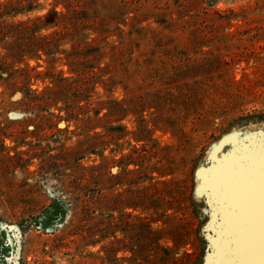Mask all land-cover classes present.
Listing matches in <instances>:
<instances>
[{
  "label": "rangeland",
  "instance_id": "obj_1",
  "mask_svg": "<svg viewBox=\"0 0 264 264\" xmlns=\"http://www.w3.org/2000/svg\"><path fill=\"white\" fill-rule=\"evenodd\" d=\"M0 3V264H264V0H98L105 54Z\"/></svg>",
  "mask_w": 264,
  "mask_h": 264
},
{
  "label": "trees",
  "instance_id": "obj_2",
  "mask_svg": "<svg viewBox=\"0 0 264 264\" xmlns=\"http://www.w3.org/2000/svg\"><path fill=\"white\" fill-rule=\"evenodd\" d=\"M16 1L22 3L23 0H16ZM25 1H27L28 4L26 6H22L21 8L17 6L16 11L21 10L23 8L27 10L33 9L35 0H25ZM55 1H57L58 3H62L66 11L54 10L45 15L43 14L37 15L34 18H30L26 21L21 20L17 22V24L15 23L12 24V25H20L21 27H23L24 32L30 34L32 43L28 45V50H36L37 48L41 47L43 51H52V47H51L52 44L54 45L60 44L65 38L69 37L73 40L72 50L70 51L63 50L61 52L105 54L104 51H102V47H100L99 44L98 45L94 44V41H96L98 37L90 41L88 40L81 41L76 38L77 35L84 36L82 32L86 28H88V24H90V21L94 22L91 24V26H94V29L99 32L98 33L99 38L105 39L112 32V30L108 27V21L106 19H99L97 16L91 17L92 8L97 7L96 4L98 0H55ZM8 3H12V1H9ZM3 4L4 3H0V6H2ZM116 10L120 13L113 12L110 15V18L117 19L118 22L123 21L122 15H124V12L120 11L121 6L118 5ZM51 26H55L56 29L47 35L44 36L42 35L39 39L41 40L40 45L36 44L35 43L36 37L33 36L34 34L33 32L39 31L41 28H46ZM117 28L118 30H120V27L117 26ZM113 48L116 50L114 54L117 55H119L120 52L124 50L123 47L118 45H114ZM76 62L73 61L72 63L76 64ZM118 128H122V127H118Z\"/></svg>",
  "mask_w": 264,
  "mask_h": 264
},
{
  "label": "bare ground",
  "instance_id": "obj_3",
  "mask_svg": "<svg viewBox=\"0 0 264 264\" xmlns=\"http://www.w3.org/2000/svg\"><path fill=\"white\" fill-rule=\"evenodd\" d=\"M220 145H222V143L221 142L220 143L218 142V143H216L214 145V148L216 146H220ZM215 172H216V167L215 166L210 167V168H206V170H204L203 172H201V175H200L201 176V179L203 178L204 180H209L210 179V176L213 175ZM211 258H212V254L209 255L206 264H209V260H211ZM256 264H262V262L261 261H256Z\"/></svg>",
  "mask_w": 264,
  "mask_h": 264
},
{
  "label": "water",
  "instance_id": "obj_4",
  "mask_svg": "<svg viewBox=\"0 0 264 264\" xmlns=\"http://www.w3.org/2000/svg\"><path fill=\"white\" fill-rule=\"evenodd\" d=\"M230 139H231V140H235V141H237V134H236V135L233 134L231 137H228V136H227L225 140H230ZM225 140L221 141V143H224ZM245 144H246V143H245ZM218 148H221V147L217 146L215 149H218ZM233 149H235V148H232L231 150H233ZM230 152H231V151H230ZM224 153L227 154V155L229 154V152H224ZM213 157H214V159H215V161H216V153H215V151L213 152ZM215 161H214V162H215ZM213 165H214V163H213L210 167H212ZM207 168H209V167H207ZM204 170H206V168H205ZM204 170H203V171H204ZM203 171H202V172H203ZM203 181H204V180H203ZM203 181H202V183L199 185V189H200V188H203V187H202V185H203ZM203 189H205V188H203ZM206 190H207V189H206ZM212 252H213V249H212L211 252L208 253V255H207V259H208L209 254L212 253ZM207 259H206V260H207ZM206 260H205V263H204V264H206Z\"/></svg>",
  "mask_w": 264,
  "mask_h": 264
}]
</instances>
